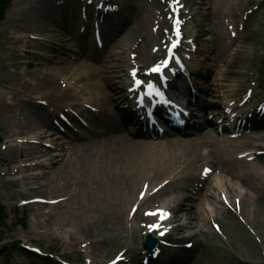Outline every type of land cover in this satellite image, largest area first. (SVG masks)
Instances as JSON below:
<instances>
[{"label":"rangeland","instance_id":"1","mask_svg":"<svg viewBox=\"0 0 264 264\" xmlns=\"http://www.w3.org/2000/svg\"><path fill=\"white\" fill-rule=\"evenodd\" d=\"M26 1H12L6 13V19L0 22V36L4 31L3 27L9 26V23H6L11 20L14 11L24 6ZM127 2L128 7L125 6L122 13L116 15L114 20L108 23L104 29L107 39L106 45L94 50V58L86 61L84 65V67L101 65L107 69L114 87L120 90L126 81V73L131 61L130 53L136 52L130 51L129 44L133 37L126 44L121 45L119 49L117 46L111 49L121 36L125 19L139 7L145 10L146 16L151 15L149 21L152 26L153 24L164 26L162 20L165 19L159 15L162 4L155 2V0H127ZM191 3L190 6L193 5L191 7L192 19L188 32L194 37L196 43V51L192 52V62L195 63L194 70L199 68V73L195 77L198 85H200V96H206L208 102L214 101L216 103L215 100H217L216 106L210 107L216 109L220 103L226 104L227 97L223 94L231 93L230 90L235 89L234 87L230 88L231 84L225 81L226 73L231 65L234 67L238 63L237 58L241 57L239 51L244 46L247 48L248 55L240 58L239 64L242 69L243 66L247 67L250 73L255 68H262L264 71V62H261L264 55V0H191ZM74 9L76 8H72V10ZM166 14L168 15V12ZM65 18L69 24L70 21L67 17ZM78 19L77 12V15L74 14L72 19L73 24H75L74 27H56L61 29L60 32L63 33L61 35L63 40L60 41L61 44L58 49H64L70 55L60 53L59 64L74 62L75 60L71 55L79 56L75 51L81 42L89 41L92 43L91 31L86 34L88 37H84L85 39L78 38L77 32L82 33V26L78 23ZM242 22H244L245 27L240 30L239 24ZM232 25L238 32V39L234 43L229 42L231 28L228 26L232 27ZM88 26L91 27L92 22ZM3 35H6L4 40L10 37H19V35L6 34L5 31ZM248 38H252V41L246 46L244 42ZM31 44L32 41L27 44L28 50L20 49V54L23 55L20 60L31 63V66L28 67L27 63H23V67L19 69L15 66L18 62V56L13 60L11 58L12 47L15 51H19V48L7 42L3 44V40L0 39V203L7 207L9 218L6 227L0 229V250L7 253L5 259L8 258L9 260L6 262L0 257V264H59L51 258L37 256L22 248L21 244L39 246L47 252L57 250L66 256H75L82 263L86 257L95 264H103L117 256L119 251L127 250L134 264L143 263L146 259L145 252L142 250L144 231L132 233V222L128 217V209L132 207L137 196L133 194L129 200L124 202L120 200L119 202L115 200V195L112 192L106 195V200H101L99 199L101 186L97 183V179H95V184L86 181L89 175L84 173L81 163L77 161V157H80L81 154V152H77L79 146L74 150L76 142L71 138L65 142L67 138L64 137H68L67 131L70 126L63 122L58 114L61 111V105L59 102L50 105V103L42 101L44 100L42 96H46L47 92L44 89L38 91L34 88L35 75L43 72V76L47 77V67L42 65L43 60L41 58L33 56L39 54L28 51L43 52L46 48L41 45L32 47ZM145 46L149 48V44L142 45V48ZM79 64H82L81 61ZM113 64L117 66L116 72L112 70ZM252 65L254 68L251 67ZM24 73H26L25 77L23 76ZM32 74L34 75L32 76ZM79 75L73 72H64L60 77L65 78L69 86L76 90L74 79L80 80ZM253 76L257 83L255 97L258 102L264 98V72L259 78L254 73ZM182 80L183 78L177 77L174 86L177 87ZM23 82L29 84L26 90H36L38 93L21 95L17 91H11L14 90V87L18 88ZM241 84L245 85V83ZM79 90L80 88L76 91ZM84 91L88 92L87 89ZM25 100L28 101L29 105L24 103ZM117 100V97L110 98L103 108L109 111L115 107L114 103ZM52 101L54 102V100ZM255 101L254 99L253 103ZM18 105L25 106L26 109L22 110H26L27 114L23 113L22 110L19 111ZM74 108L90 118L97 119L98 117V112H90L79 105ZM34 111L37 113L43 111L45 117L47 114V123L44 124L42 120H37V114H33ZM34 118L37 123H40V127L32 129L34 123L31 121ZM29 125L32 130H28ZM72 126L77 128L74 123ZM79 129L80 127L76 132L78 134ZM33 133L43 136L41 146L28 144L26 145L28 147H24L23 144ZM247 137L253 138L251 139L253 144L245 145L239 141L235 143L236 146L243 147V149L253 148L252 152L259 155L256 158L261 157L263 161H259L264 162V152L260 148L264 147V123L251 131L250 136ZM203 138V165H211L215 156L218 159L236 160L238 152L232 151L231 155L219 154L222 149L212 142L214 138L207 137V141L206 137ZM149 140L153 145L159 142L153 138H149ZM42 144L48 146L44 147ZM29 154L35 157L26 158ZM11 156H21L20 160L18 159L20 162H13L10 159ZM161 156L164 157V154ZM179 156H182V161L186 164L185 172L191 173L194 170L192 158L184 150L179 152ZM21 162L30 165L27 168L21 167L23 164ZM50 162L55 163L54 170L51 167L42 166L43 163L49 164ZM69 163L71 165H68ZM59 169L61 172L58 171ZM254 173L264 174V165L258 161L247 163L238 161L225 165L224 168L214 167V172L210 173L205 181L199 183L201 189L193 191L197 193L194 195L195 198L191 206L195 216L191 218L189 215L187 216L186 211H181L179 216L190 218L185 217L183 219L182 230L175 228L173 231L175 238L171 239L172 242L180 244L182 237L189 236L196 238L194 247L189 250L169 247L163 252L162 256L165 257H161L160 261L154 264H174V259L180 255H183L180 264H264V185L261 187V182L251 178ZM184 175L176 171H165V164L163 163L162 169L149 178L147 193L151 192L153 187L157 185L159 187L164 185L167 180L177 181ZM244 177L248 179L250 184L256 183L261 188L257 190L253 189L251 185H242L239 180H243ZM177 187L179 189L180 186ZM32 189H40L43 192V197L47 198L48 201L60 198L65 199V201L56 205L53 201L25 204L27 200L37 198L34 197L35 192H32ZM27 194L33 196L29 197ZM171 194L168 192L164 196H155L150 199L147 198L155 194L146 195L140 207L143 209L154 205L170 207L169 203L171 201L172 204L174 203ZM223 194L232 204L235 199L240 198L245 205V216L235 213H233L234 215L229 214L233 220L232 227L228 229V235L225 236L215 232L210 222L211 217L218 216L223 223H226L222 218V213L226 209L221 197ZM145 199L147 200L145 201ZM186 207L188 209L189 206Z\"/></svg>","mask_w":264,"mask_h":264},{"label":"bare ground","instance_id":"2","mask_svg":"<svg viewBox=\"0 0 264 264\" xmlns=\"http://www.w3.org/2000/svg\"><path fill=\"white\" fill-rule=\"evenodd\" d=\"M54 2L56 1L27 0L24 6H21L14 11L11 20L9 22L7 21L6 24L9 23V26L7 25L6 27H3V30L6 32V34L9 33L19 35V37L17 38L10 37L9 39L4 40V36L6 35H3V31L0 36V39L3 40V44H6L7 42L8 44H12L13 46L15 45L14 47L19 48V51H15L12 47L13 53L11 55L12 60L16 59V57L18 56V62H15V66L17 68L21 69L23 67V63H27L20 60L23 56L22 54H20V52L21 50L27 49V43L31 39H35L31 44L32 47L38 46L42 41L46 42L47 44L59 43L62 40L61 38L63 37L61 36L63 33L60 32L61 29L59 28L74 27L75 24H73L72 19L74 17V14L75 16L77 15L78 10L74 9L71 12L63 11L60 13L59 5H54ZM212 14L215 15V13ZM63 16L67 17L68 21H70L69 24L65 20L66 18ZM103 18L108 20L109 16L105 15L103 16ZM150 18V16H146L144 14L138 16L135 12L131 13L123 23V25L125 26L123 28L121 27L123 30L121 31L120 38L115 42V44L112 45L111 49H114L116 46L119 49L121 45L126 44L129 39H132V37L133 39L129 44L130 48L137 47L140 42H146V40L155 37L157 33L155 32V29L152 28V25H150ZM163 36L166 37L165 32L163 33ZM79 37L82 36L79 35ZM82 38L85 39L84 36ZM251 41L252 38H248L244 42V45H249ZM44 50L46 53L45 56L42 54L39 56L35 55V57L41 58L43 60L42 65L47 67V77L43 76V72H41L40 74L35 75V78L33 80L35 83L34 88L36 90L40 91L41 89H44L48 94H46V96L43 95L42 99L46 98V100H48L51 105H55L59 102L61 107L65 105L66 107H75L78 101L84 100V102H86L88 105L95 106L101 110V115L98 116V119H91L87 123V126L84 127L83 134L79 136V140L81 142L75 146V148L79 146V148H77V152H81V154L79 155L80 157H77V161L81 163L84 173L86 175H89L88 178H86V181H88L90 184H95V179H97V183L101 186V195L99 199L106 200V195H109L112 192L115 195V200H118L119 202L120 200L122 202L129 200V198L133 197V194H138L139 196L140 192L142 191L141 187L145 184L146 181L149 180L151 175L158 173L162 169V164L164 163L165 171L175 172L180 169L185 175L181 177V180L177 181L176 184L178 185L170 188L165 187L159 193L169 192L176 194L178 203L175 206L173 205L172 207L174 213L173 216L175 218L179 216L181 211H186L187 216L189 215L191 218L195 216L194 212L191 210V206L193 204V199L195 198L194 195L197 193L191 192L190 184L197 182L199 184L200 182H202V177L200 176V172L202 171V169H199V167L204 161L202 154L204 140L203 137H210L209 134L211 131L204 132L200 136L196 134L194 136V139L192 137L191 139L179 141L181 137H176L175 139H169L171 141H178L173 144L171 143L155 145H153L149 141H146L145 137L136 136L138 134L136 132L129 133V131H124L122 119L128 120L129 118L126 116L122 117V110H120V116H118L119 112L115 113L113 108H111L112 111L111 109L109 110L111 114H106L102 111V108L110 98L117 97L119 99L121 97L120 93H123L124 90L121 91L119 88L114 87V83H112L111 78L108 75V70L101 65L84 67L86 61L94 58L95 56L93 52V43L89 41L81 42V44L75 51L80 57L73 55V59L75 60L74 62L70 61L63 64H59L61 51L55 49V46L49 45V48ZM42 53H44V51ZM239 55L241 57H245L248 55L247 48H245V46L241 49V51H239ZM241 57L237 58L238 63L234 66V69H232V65L227 69V80L232 84L241 77H248V69L244 66L242 69L239 64ZM80 61L82 63L81 65L79 64ZM116 69L117 66L113 64V72H116ZM64 72H73L75 74H80L79 76L81 78V84L78 85L77 89L80 88L78 92L76 91L77 89L72 90L62 88V83L60 82V79L62 77L60 76ZM25 75L26 73L23 74L24 77ZM33 75L34 74H32V76ZM246 80L250 79L244 78V81ZM237 85L240 86V89L238 88L240 93L246 94L249 92L248 86L240 85V83H236L234 86ZM28 86L29 84L27 82H23L20 84V86H18V88L14 87V90L11 91H17L18 93H21V95H24V93H38L36 90H26ZM191 86L193 87L194 83ZM84 89H87L88 92L84 91ZM234 94L236 95V93ZM122 95L124 96V93ZM147 97L152 100H154L155 98L152 95ZM173 97L175 96L172 94L163 96V98L170 101V103L168 104H165L162 98V103H156V106L154 107H156V110L159 111V114L157 115L158 117H160L161 115L164 118L168 119V116L165 113V108L170 106V104L175 103ZM51 99L54 100V102ZM24 103H27V105H29L28 102ZM137 104L139 105V103ZM19 107V111L22 109H26L25 106ZM22 112L27 114L26 110H22ZM33 114H37V120H42L44 124L47 123L48 117L47 114L45 117L43 111H39L38 113L34 111ZM37 120H35L34 118V120L31 121V123H34L31 127L32 129L40 127V123H37ZM207 120L210 121V118L207 117ZM152 126H154V124ZM31 128L29 125L28 130H32ZM165 134L166 133H163V135ZM168 135L175 136L174 134ZM29 137L37 139L39 135L33 133V135ZM243 139L244 138L240 139V141H242ZM250 140L251 139L245 140L244 144L246 145ZM215 142H217L218 145L222 147H227L229 145L225 140ZM28 144L30 143H25L23 145L25 147ZM183 150L186 151L187 154H189L190 158H192L193 160L192 167L194 168V170L191 173L185 172L186 164L184 161H182V156H179V152ZM161 154H164V157H162ZM20 157L21 156H11L10 159L13 162H20ZM27 157L34 158L35 156L33 157L29 154L26 156V158ZM259 160L262 159H257V161L258 163L264 165V162H262L263 160ZM68 165H71V163H69ZM54 166L55 164L52 163V165L50 166L51 169L54 170ZM21 167L27 168L28 164L23 163ZM60 169L58 170L59 172H61ZM251 178L262 182L264 180V174L254 173L252 174ZM241 181L244 186H252V184L249 183L246 177H244ZM177 186H180L179 189ZM200 189L201 188H198L197 190ZM32 192H35L34 197L43 196V192H41L40 189H32ZM27 195L29 197L33 196L31 194ZM186 206H189L188 209H186ZM228 212L231 214L230 211ZM229 213L224 211V213H222V216L224 221H226L225 227L228 226L230 228L232 227L233 220L229 216ZM117 218L115 219L117 220ZM130 218L131 221L136 224L135 227H131L132 229L143 227L141 223L147 220V218L143 215V212L139 209H137L134 214H131ZM201 231L204 232L203 230ZM182 256L183 255L177 256V258H175L173 261L174 264H180L182 262Z\"/></svg>","mask_w":264,"mask_h":264},{"label":"trees","instance_id":"3","mask_svg":"<svg viewBox=\"0 0 264 264\" xmlns=\"http://www.w3.org/2000/svg\"><path fill=\"white\" fill-rule=\"evenodd\" d=\"M6 5L5 1H3L2 5L0 6V20L4 17V11H5ZM2 220V214H0V221Z\"/></svg>","mask_w":264,"mask_h":264},{"label":"snow or ice","instance_id":"4","mask_svg":"<svg viewBox=\"0 0 264 264\" xmlns=\"http://www.w3.org/2000/svg\"><path fill=\"white\" fill-rule=\"evenodd\" d=\"M157 71H158V69H157Z\"/></svg>","mask_w":264,"mask_h":264}]
</instances>
